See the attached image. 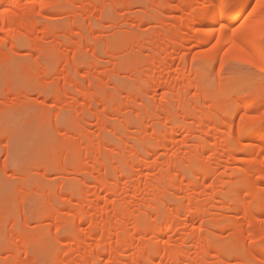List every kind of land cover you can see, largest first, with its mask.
<instances>
[{"label": "rangeland", "instance_id": "rangeland-1", "mask_svg": "<svg viewBox=\"0 0 264 264\" xmlns=\"http://www.w3.org/2000/svg\"><path fill=\"white\" fill-rule=\"evenodd\" d=\"M131 1L133 2L134 8L132 7L130 11H126V10L121 11V12L118 11V13L117 12L115 13L114 9H112L113 8V2H111L112 3L111 7L108 4L107 8H109V9L103 10L102 7L96 6L95 8L98 7V11H97V9L94 10V8H92L95 6V3L97 2L96 0H92V1L88 0L85 2V4L80 3V2L75 3L73 6V11L68 16L67 19H62V20L59 19L57 21L53 20L55 23L52 21L54 24L58 25L57 27L60 26L58 38L56 37L55 39L54 38L47 39L46 37H44V34L42 33V36L37 41H33V43L39 45L38 49L34 50V51L29 46H26V47H29V48H26L24 46L25 44L23 42H22L23 45H22V43H20V44L16 43L17 44L16 46L21 47L22 50L21 49L19 50L18 47L17 48L15 47L13 49V47L15 46V44L13 43V40L11 41V38L7 39L5 34H2V33L0 34V52L2 53V54H0L1 55L0 57H2V56L4 57V58L2 57V60L4 59L3 61L0 58V64H1V62L4 63L6 61L5 62L6 64L4 63V65H3L4 69H2L3 68L2 64L0 65V68H1L0 69L1 70L0 71V116H1L0 117V122H1L0 127L2 128V129H0V131H1L0 132V238H1L0 239V264H6V263H8V264H27L28 263L26 260L27 256L34 258L35 262L38 264H53L52 259L55 256L56 252H57V254L59 252L62 253V251L64 249L63 247L61 248L59 246L61 251L58 252L57 249H58L59 244L57 245V243L54 240L55 239L54 237L57 236L56 233L59 234L58 236L61 235L64 237L67 235V233L69 234V231L71 233V232H73V230H75L74 232L77 233L79 230H84L85 228L88 227L89 222L88 221L86 222V220L83 222L81 220V223L80 222L77 224L75 223V222H77L76 220L78 218L80 219L82 217V216L78 217L77 214L75 217L74 216H72L71 218L68 217L70 219V221L68 222L69 219L67 218V216H69V215L66 216V214H67V212L65 210L66 206L61 208L62 210L60 209V207L63 205H66L68 201L62 199V205L59 204V200H61V198L59 196L61 194L65 193V190H61V189H63V186H64L63 184L66 183L65 182L66 179L73 181V182L78 184L80 182L79 180L82 179L84 176L81 175V177H80V176H77L75 174L73 175L71 173V171L68 170L70 168L66 169L68 171V172L66 171L67 175H66V173H64V171L62 172L63 174L58 175V173H61L60 172L61 170L57 169L58 166L59 165L61 166L66 159L71 161L72 159L75 158V155L77 153H79V151H81V149H80L81 147L78 145H76V147L71 148V149L69 147L71 145H75L76 143L78 144V142H79L78 137L82 136V134L84 133V130H87L89 135L92 137H95V138L101 137V139L104 140L106 137H108L109 139L108 140L106 139L104 142L105 144L107 143L108 147L101 140L103 143V146L105 145V147H107V149H108L107 152H105V153H106V155L113 156V158H115V160L117 159V161L121 157L124 160L126 159V162L130 163L131 155L143 156L144 159L151 162V170L150 171L147 170V172H148L147 176H149V175L157 176L158 174H160L161 171H163V168H165L164 164H162V163H164L168 159L178 158L181 161L186 162L185 157H186L187 153H189V151L191 150V148H192L191 146L197 145L198 143L202 142L200 139L202 138L203 133L209 132V134H211V135L216 133L213 130L214 127L212 126L213 127L212 128L210 126L211 124L207 120V116L209 114L214 115L216 117L215 118L216 121L218 118H219L218 120H221V121H223V120L229 121V119H230L229 116L234 114V112L237 110L238 106L240 104H243L245 101L249 100V98H250L249 96L252 93V91L255 92L256 94H258L257 92L264 89L263 88L264 87V73H261L259 70L261 65L262 64L264 65L263 62H262V64H261V62H257L255 64H254V62L253 63L251 62L252 64H250V63H248V58L246 56H241L238 58V56H236V55H235L236 57H232V56L229 57L228 55L226 56L224 54L221 56L222 57L221 59L220 58H218L216 60L211 59V60H207V62H205L206 59L202 60L204 58V57H202V53L204 50L206 51V50L210 49L211 46L204 47L202 49V48L198 47L197 42L193 40V41H188L186 43L181 44L183 47H185L183 49V53H185L186 59L182 60V61L181 60L179 61L178 59L175 60L174 62L171 61L172 63L170 62L171 65L168 67L169 69L164 68V67L161 68V70L157 73L158 76L157 75L156 76L158 77V79L161 78L160 82L162 85L161 86L158 85V87L155 88V91H153L154 94H152L151 97H147V102L146 101L141 102L139 100L138 103L135 104L134 102H132L130 100V96L133 97V95H134L135 97L136 96H138V97L141 96L142 98L145 97L144 92H146V91L148 92L150 89V86H152V81H154V77H153L154 72L153 71H154L155 65L158 64V62L155 63L156 61L154 58L147 57V60H146L147 64L145 61V63L138 65L139 63L137 61L139 59H144V55L146 53H147V55L149 54L148 50L150 47V42H148V41H150L152 39L153 35L159 34L163 29L170 28V26L172 27V25L179 24L181 21H183V19H182V16H180L181 12L177 11L178 6H180L179 4H181V2H182L181 0H168V3L172 7L171 8L172 12L168 13L169 15L161 12L159 7H156L157 3H158L157 4V6H158L159 2L161 4V3L165 2L166 0H157V1L154 0L153 2L151 0H131ZM150 2H152V3H150ZM108 3H110V2H108ZM87 4H89V5L87 6ZM84 5L87 8H85ZM99 8H100V10H99ZM159 10H160V12H159ZM190 10H192V9H190ZM99 11H100V14H99ZM101 13H103V14H101ZM161 13H162V15H161ZM74 15H75V17H74ZM189 15H190V13H189ZM189 15L187 16L188 18H190ZM93 16H95V17H93ZM97 16H99V19L101 18L100 16H102L104 18L107 17V20H108L107 22H104L103 25L101 26V28L103 27L102 28L103 31L101 30V28L97 29V30H101V32L103 33L101 38L98 37L97 33H95L97 30H96L95 25L93 23L95 21H96L95 24L97 23V20H98ZM108 16H109V19H108ZM162 16H163V18H164V16H166L164 18L166 25H162L160 23L157 24V22H156L160 19L159 17H162ZM185 18H186V16H185ZM72 19H74L73 21L76 23V24L74 23L76 26L74 29H72V31H71V29L69 31L67 29V27H65V26H69V24L72 22L71 21ZM138 19L143 20L144 23H146V25L143 27L142 32H140V34L142 35V38L140 40H141V45L147 47V49L144 48L143 54H139L137 52L135 54V52H134L135 55L134 54L130 55L131 52L129 50L131 47H132L131 48V50H132L133 46H131V45H134L133 41L131 42L132 35H130V34L132 32H135V30H136L135 27L137 26L136 20H138ZM37 20L39 22L44 21L41 17L37 18ZM48 21H50V20H48ZM44 22H47V21H44ZM52 22H48V23L52 24ZM115 25H116V27L119 26V28L117 29L115 27ZM120 26H122V27H120ZM40 27H43V26H40ZM89 28L94 29L95 34L90 32ZM115 30H119L120 33L118 35H114L113 33L115 32ZM63 31H65V32H63ZM185 31L188 34H186L187 36L183 35L182 36L183 39H185L186 37L188 38L190 36H193L194 32L191 31V29H188ZM69 32H71V33H69ZM80 33H81V35H79ZM73 34H75V36ZM82 36H83V38H82ZM68 37H71V38L69 39ZM25 38H26V36H25ZM99 39H102V40H99ZM86 40H88V41H86ZM94 40H96V41H94ZM97 40L101 41L102 45H100L99 44L100 42H97ZM109 41L113 42L114 44L110 43ZM9 42H11L12 44ZM87 42H89V44ZM105 43H108L110 45L109 50H106ZM171 43L167 42L166 45L163 46L162 50L160 51L159 55L157 56V58H159L158 60H161V59L167 57L169 53L171 54V51H172L171 49H173V47H174V45ZM259 43L262 44L261 38L259 39ZM49 45H51V48L52 47L54 48V46L57 47V45H58L59 49H62V48H65L63 50L69 49V52L66 51L65 54L63 55L62 59L58 58L56 60V58L58 57L57 53L55 52L56 54L55 53L51 54V53H48L46 50V49L50 48ZM62 45L63 46L65 45V46L63 47ZM73 45H75V47L78 48L77 51H75V52L73 50L72 51L70 50V47H72ZM114 45H116L115 48H114ZM60 47H62V48H60ZM54 51H56V50H54ZM106 51L108 52V54H106L107 53ZM10 52H13V53H10ZM43 52L47 56H45L43 54ZM128 52H129V56H126V58H125V55ZM3 53H5V55ZM47 53L51 54V55H48ZM111 54H112V56H111ZM54 55H56L57 57ZM114 55H115V57H114ZM160 55H161V57H160ZM75 57H77V58H75ZM118 57L120 58V60L118 59ZM8 58H9V60H8ZM47 58H49V59H47ZM157 58H156V60H157ZM68 60H69V62H68ZM95 60L98 61V63L100 64V69L98 72H100L103 75V76L101 75V77L104 81L102 86L104 87V91L106 93L104 98L101 97L100 98L101 101L99 100L95 104L89 103V102H84L82 104L76 105L75 100L78 98L79 95L77 93L71 91L70 88H68L67 92L69 93V95L71 97L70 102L66 105H63V107H62V105H59V100H61L60 99L61 96L58 97V95L60 93L57 94V96L56 95L54 96L52 94L55 93L54 90L56 91L58 89V91H59V88H61L65 84L68 76L71 75L72 76L71 79L76 80V82L78 81V83H80L84 88H88L90 85V82L93 83L94 78L97 77V75L99 74L97 71L94 72V70H91L92 74H91V72L88 73L87 69L83 68V70H81L79 72V74L76 75V72H74L75 69H73V71H72L71 69L73 67L71 68L69 66H72V64H74V63L79 64L80 62H81V64H82V62L83 63L85 62L88 64L94 63L93 61H95ZM214 60L218 61V62H215ZM48 61H49V63H48ZM54 61H56V62H54ZM51 62L53 65L51 64ZM127 62L129 64L128 66H130V67H132L134 64H135L134 65L135 68H136V66L139 67L136 70V71L139 70L138 72L140 73V74L137 73L139 75V77H138L139 80L144 79L145 76L147 75L146 82L144 81V82L140 83L141 80L140 81L135 80V79L131 80L129 72L126 71V69H124V68H123V72H120V74L117 78H116V76L115 77L113 76V73L110 71V70L113 71L115 69V67H113V66L120 64V63L122 65L127 66V64H125ZM209 62H211V63H209ZM47 63H48V65H47ZM45 64H46V66H44ZM75 64L73 65L74 67H75ZM50 65H52V67H50ZM122 65H121V67H123ZM221 65H223V67H221ZM42 66H44V67H42ZM128 66H127V68H129ZM194 67H197L196 71L201 76L202 82L204 81V83L206 85V88H204V89H206V90H204V93L208 97H210V99L205 101V100H203L202 97L196 98L197 95L201 94V92L203 93V90H201V91L199 89L196 90L195 89L196 87L194 86V84H190L189 88L188 87L185 88L186 86L183 87V88L187 89V91H181V92H183L182 94H185L184 92H187L188 94H185V95H187L186 100L191 104H195L193 107L198 105L197 107L201 108L199 110L203 111V113H205L206 115L204 117L201 116L202 118H199L201 124H199V122H198L199 120L197 117H193V118H190L189 120H187L188 124L192 123L194 128L195 127L197 128L200 125V127L197 128L198 129L197 131L194 129L195 131H191L192 132V133L190 132L191 134L190 133L188 134L185 132V134L180 137L179 142L173 143V145H171L168 149H160V148H158L159 144L163 143L165 140H171V139L178 136L177 131H173L172 127H174V125H176L177 117H179V115L181 114L180 113L181 112V110H180L181 105H179V102L177 100L179 98H177V96L174 97L175 94H172V93H174V91H176L177 88L174 89L173 86H170V87L164 86L163 82H165L166 80H168L170 78V74H173L174 76L178 75L179 77H181V76H185L186 78L188 77L187 79H189V80H191V82H193L195 79V74L193 72H191V70ZM176 69H178V70H176ZM68 70H69V72H68ZM163 70H165V71H163ZM106 71H107V73H105ZM10 72H11V74H10ZM174 72H176V73H174ZM42 73H43V75H41ZM33 74L35 75V77ZM6 75H8V77L9 76L10 77L7 78ZM29 75H30V77H29ZM44 75L45 76L47 75L46 76L47 78L45 77V79H43ZM12 76L14 78L13 80L15 83L14 85H12V87H13V89L15 88V91L14 90L12 91V87H11V83L13 84V81H10L12 79ZM110 77H112L111 80H110ZM140 77H142V78H140ZM5 79H8V80H6L7 82L5 81ZM37 79H38V81H37ZM18 80L20 81L19 83H18ZM219 81H220V83L222 82V84H220ZM204 83H203V86H204ZM32 84H33V86H32ZM38 84H39V86H38ZM44 85H46V86H44ZM142 85H144V86H142ZM105 86H107V87H105ZM27 87H29V88H27ZM33 87H34V89L36 87L39 90L40 89H42V90H40V92H38L39 90L35 89V90H37V92H36L33 90ZM39 87H42V88H39ZM168 87L170 89H168ZM9 88L11 89V93L9 91L10 90ZM21 88L24 91H22ZM128 88H129V90H128ZM7 89H8V91H7ZM28 89H30V90H28ZM188 90H189V92H188ZM31 91H34V92L32 93ZM44 91H45V93H44ZM51 91H53V93H51ZM170 92L172 95L170 94L171 99H169L170 100L169 104L166 103L167 112L166 113L165 112L160 113L159 111H157V109L160 108V107L158 108V106L162 105V104L165 105V102L164 103H160V102H163V100H162L163 96H166L167 93H170ZM21 93L23 94V97H22ZM49 96L52 99H50ZM109 96H111V97L113 96V99H115L114 102L110 103L111 105L109 103L106 104L107 103L106 98ZM128 98H129V101H128ZM102 99H103V101H102ZM116 101L119 103V106H121V108H122L121 113H120L121 115H117L116 113H113L115 111V107L118 105ZM225 101H227V102L230 101V102H228L229 103L228 105H230L229 108H226V109L222 108ZM103 102L105 103V105L107 107L103 104ZM203 102H205V104H203ZM109 105H110V107H108ZM199 105H202L204 107H201ZM30 106H31V108H33L32 110H31ZM156 106H157V108H156ZM218 106H221V107H218ZM74 107H77L76 113L73 111ZM60 108H63V111H61ZM154 108H155V110H154ZM220 109H222L224 113ZM4 110H5V112H3ZM12 110H13V113L11 112ZM109 110H111V112ZM73 112H74V114H73ZM154 112L158 115L160 114V117L161 116L162 117L161 118L155 117V115H154V118H156L157 120L154 118H152V119L149 118V117H152L153 114H155ZM263 112H264V107H263V109H261L259 111L258 114L261 115V113H263ZM4 113H6V116L8 113L9 114L6 117L4 115ZM96 113H97V115H96ZM123 113H125V114L123 115ZM140 114H141V116H140ZM194 114H196V112H194ZM88 115L90 117H88ZM77 116L80 118H83L85 121L84 122L85 124L82 122L84 124L83 129L85 128L83 130V133L78 132V131L82 132V129H80V130L78 129V131H76L77 127H75L76 125L73 123L74 122L73 119L76 118ZM97 117L98 118L99 117L104 118V121L106 123L105 126L107 127V128L106 127L105 128L107 129V131L105 130V128H103L104 131L102 130V132H101V130H100L101 126L98 125ZM118 118H119V120H118ZM174 118H176V119H174ZM65 120L68 123L65 122ZM115 122H116V124H115ZM156 122H158V123H156ZM229 122H232V125H233L232 131H231V135L233 137L232 141H233V139H236L235 137H236L237 131L239 129V128H237V126H239L238 120L237 119H235V120L230 119ZM72 123H73V125H72ZM154 123H155V125H153ZM64 124L67 126H65ZM138 124H140V125H138ZM144 124H147V125H144ZM115 125L116 126L118 125L119 128H121V127L122 128L119 129ZM135 125H137V126H135ZM123 127H125V128H123ZM144 127L145 128L148 127V129L147 128L145 129ZM226 129L227 128L225 126H222V128L220 130L225 131ZM22 130H23V133L21 132ZM156 130H157V132H158V130H160L161 132L166 131L167 133L166 134L163 133L162 135L156 136V132H155ZM261 130H263V129L257 130L253 135H250L251 137L250 136L248 137V140H249L248 145L250 144L249 146H251L253 148H254V146H264V141H259L256 139V137L261 134ZM73 131H76V133H74ZM141 131H144V132L146 131L145 132L146 134L144 132L141 133ZM2 132H3V134H2ZM121 132H123L124 135ZM151 132H152V134H151ZM210 132H212V133H210ZM107 133H109V134H107ZM75 134H77V135H75ZM2 135H4V136H2ZM110 135H111V137H110ZM146 135H147V137H146ZM215 135H214V137L211 136V137H207L205 139V142L208 143L206 145L211 146L213 148V150L216 149L217 151H221L220 149H222L225 145V138H226L227 134L225 135V134H222L219 132L216 135L217 137ZM76 136H77V139L73 138ZM104 136H105V138H104ZM112 137L115 138V140ZM145 137L148 138V141L149 140L150 141L148 142ZM71 138H73V139H71ZM141 138L143 140H141ZM144 138H145L146 142H148L149 146L151 144L154 147H155V144L157 146L154 149H151L150 151H148L147 155H145L143 153V151H141L143 149L142 148L143 143H145ZM222 138H224V139H222ZM119 139L120 140L122 139V141L124 140L123 142H125V144H126V148L125 147L124 148L127 149V152H126V150L125 151L120 150V149L115 150L114 146L116 145V142H117V144L120 142ZM66 140L67 141L70 140L68 142V144H66ZM73 141H75V143ZM96 141L98 142V138ZM69 143H71V144H69ZM139 143H141V144H139ZM232 143L235 144L236 141L232 142ZM232 143H230V147L233 150H236L235 152H237V147H239V146H236L237 145V143H236V145L233 147ZM11 145L13 147H10ZM113 148H114V150H113ZM69 149L72 150V152L69 151ZM118 150H120V151H118ZM235 152L232 153V157H230V158H232L231 159V162H232L231 166L232 167L229 166L230 164L225 162L228 160H224V162L222 163L223 166L230 167V168H227L225 170L221 169V171H224V174H222V172H221L220 174L216 175L215 172H210V173H208V177L205 180H203L202 179L203 176H200V175H197V177L193 180L194 191H192V192H194V193H192V192L191 193L192 194L196 193L195 194L196 196L195 195H193V196L197 197V195H199L198 197H200L201 201H207L210 198L209 195L212 193H215V195H216L215 196V198H216L215 205L216 206L219 205V206H217V208H219V210H221L224 208V206H227V207L229 206L225 203V200L222 199L223 198L222 197L223 192H226V193H228L227 194L228 199L226 202L227 203L230 202L228 204H231V207L233 208V210H231L229 213H224L226 215V217L220 211L221 215H219V218H221V217L222 218L219 219L217 221V223L213 222L209 219L208 211H206L207 213L205 212L204 216L195 218L196 219L195 220V226L196 227L197 226L200 227V225L204 223V227L206 228L205 236H207V238H210L211 236L214 235V233H216V234H219L221 236V239H222L221 241L223 242V244L224 245L226 244L225 248L223 247V249L221 247V244H219V245L217 244L218 242L215 243L214 245H206V247H204V251L207 252V249H209L208 251H211V254L208 255L209 257L206 255H205V257L203 255L198 256L201 259V260H199V264H205L206 262H208V264H217V262H219L218 264H221V263L222 264H243V263H241L242 258L247 257L245 250L243 248V245L240 242L241 241L239 239L240 236L238 235L237 230H236L237 229L236 227L239 223V221L236 220L238 215H239L238 214L239 212L237 210H238L241 202L244 199H247L246 194H247L248 189H249L248 181L249 180L251 181V179L256 178L255 177L256 171L254 172L253 170H252V172H253L252 174H254L253 178L252 177L250 179L247 178L246 170L248 169V163L250 162L251 159H253L252 156H254V159L262 160L261 158H264V151L260 155H256V154L255 155H252V154H249V155L243 154L242 155L241 153L235 154ZM132 153H134V154H132ZM62 154H64V155H62ZM117 154H118V156H117ZM66 155L67 156L69 155L70 158H68ZM123 155L125 156V158ZM8 156H9V160H8ZM167 157H168V159H167ZM91 158H92V155H91ZM91 158H89V159H91ZM230 158H229V160H230ZM56 159H58V162ZM233 159H234V161H233ZM163 160H164V162H163ZM6 161L10 162V163H6ZM91 162H92V159H91ZM53 163H55V165H53ZM7 165H8V167H7ZM139 169L142 170L143 168L139 167V168H137V171ZM118 171L119 170L117 169V175L119 176L120 171L119 172ZM69 172L71 174H68ZM229 173H230V175H229ZM261 174H263L262 176H264V166L261 167ZM115 175H116V173H115ZM88 176H91V175H88ZM91 177H89L88 180H90V179L91 180L93 179V180L89 181V183L90 182H92V183L96 182V180L94 178H91ZM61 178H63L64 181ZM180 179H181V177H180ZM224 181H225V183H224ZM232 182H233V184H232ZM67 183H68V181H67ZM67 183L65 184V187H64L65 189H66V186L69 184V183L68 184ZM184 183H186L185 180H184ZM77 184L74 185V183H73V185H74L73 188H75V189H72V190H76L78 188L77 186H80V183H79V185H77ZM67 187H69L67 189L71 188L69 185ZM120 187L122 188L123 185H121ZM148 189L149 188H147V196H146L147 198L145 200H141V201L139 200L140 203L142 202V204H147V207H149L151 205V203H150L151 201L149 202V200H150V198L152 199V197H150L151 194H148V193H150V190H148ZM223 189L225 191H223ZM55 191H56V194H55ZM214 191H216V192H214ZM58 197H59V199H58ZM119 197L120 198L124 197V194L121 193V195ZM178 198H180V197H178ZM50 199H51V201H50ZM53 199H54V201H53ZM82 199H84V198H82ZM82 199L79 200L80 202H77L78 201L77 198H76L77 201L76 200L73 201V203H75L77 205V206H75V210L80 211V209L82 208V205L85 201ZM224 199H226V198H224ZM55 200L58 201V204L60 206L58 204H57L58 206L56 205ZM176 200H177V202H173L170 205L171 209L175 208L176 206L181 205V199L178 200L176 198L174 201H176ZM52 201L55 204H53ZM64 201H66V202H64ZM222 202H224L225 204ZM60 203H61V201H60ZM52 204L55 207L54 209L50 208L53 206ZM70 204L71 203L68 202V204H67L68 207H70L71 205H74V204H71V205ZM148 204H149V206H148ZM252 204L254 205L256 203L255 202L253 203V201H252ZM180 207H182V206H180ZM57 208H58V211L63 212L61 214V217H62L61 219H63V217H64L63 220H65V217H66L67 223L65 221H64V223H66L65 228L67 227V232H66V229L63 228L64 225L60 226V222H58L59 220L57 222L50 221L51 220V218H50L51 213L50 212L52 210H55V209L57 210ZM25 209L27 211H25ZM29 211H30V213H29ZM147 212H148V214H150L152 216H154V214H155L153 210H152V213H154V214L151 213V210H148ZM80 215L81 214H79V216ZM227 215H228V218H227ZM47 218H49V219H47ZM226 218L230 221V223H232L231 224V231L229 233H227L228 231L225 232V230H223L224 227H221L224 225ZM70 222L72 223V225H75L77 228L75 226H72ZM55 223H56V225H55ZM61 224H62V221H61ZM263 224H264V213H261V212L257 213L256 219H250L249 220V226H250V229L252 230V232H251V230H250V232L251 233L254 232L253 233V235H254L253 239H255L254 241L260 240V238L262 236V234H261L262 232L260 233L259 230H254L251 227H253V226L261 227V226H264ZM69 226L70 227L72 226V227L70 228ZM216 227L218 228V231H216ZM62 229H64V230L62 231ZM77 229H78V231H77ZM178 229H176V231L170 233L172 235V236L170 235L172 240L176 239ZM23 231H25L26 233L28 232L27 238L29 240L26 238H24V239L21 238V236L25 233ZM1 235H2V237H1ZM29 235H30V237H29ZM18 236L21 239L18 238ZM146 239H147V242L156 241L151 233H147ZM218 240H220V239L218 238ZM23 241L25 244L23 243ZM22 244H24L25 246H22ZM193 245H195L194 242H192V243L189 242L187 244L188 248L186 247V249H187L186 251L189 250L188 252L192 253V250H193L192 247H194V249H195V246H193ZM218 246H220L221 248ZM16 247H18V248H16ZM19 247H22V248H20V250H19ZM251 247L255 248L254 250L251 249L252 251L255 252L254 253L255 255H253V257H249L246 264H264V241H262L258 245H254ZM25 249H26V251H25ZM218 249H220V250H218ZM256 249H257V251H256ZM221 250L223 252H220ZM193 252H194V250H193ZM61 253H59V255ZM192 255L193 254H191V258L194 257V255L193 256ZM216 255H218V256H216ZM21 260H24V261H21ZM221 260H223V261H221ZM186 261L189 262V264H190V261H188V260H185V262H183L181 264H187ZM223 262H226V263H223ZM103 264H105V263H103Z\"/></svg>", "mask_w": 264, "mask_h": 264}, {"label": "bare ground", "instance_id": "bare-ground-1", "mask_svg": "<svg viewBox=\"0 0 264 264\" xmlns=\"http://www.w3.org/2000/svg\"><path fill=\"white\" fill-rule=\"evenodd\" d=\"M86 1H88V0H0V11L4 12L3 16H0V34L1 33L5 34L7 39L11 38V41L13 40V43L15 44L13 49L15 47L16 48L18 47V46H16L17 44H20L23 42L25 44L24 45L25 47L29 46L33 49V51L37 50L39 45L33 43V41H37L42 36V33L44 34V37H46L47 39H49V38L55 39L56 37L58 38L60 26L57 27L58 25L54 24L55 22L53 20L57 21L59 19H61V20L67 19L68 16L72 13L73 6L75 3L80 2V3L85 4ZM89 1H92V0H89ZM96 1L97 2L95 3V6L94 7L91 6V7L94 8V10L97 9V11H98V7L95 8L96 6L102 7L103 10L109 9V8H107V6L109 4L111 7L112 6L111 2H113V8L112 9H114L115 13L116 12L118 13V11L121 12L124 10L130 11L131 8L134 6L133 2L131 0H110V1L109 0H96ZM151 1L153 2L154 0H151ZM181 1H182L181 4H179L180 6H178L179 10L177 9V11L181 12L180 16H182L183 21H181L177 25H172V27L170 26V28L163 29L157 35H153L152 39L150 41H148V42H150V47L148 50L149 54L147 55V53H146L144 55V59H139L137 61L139 63L138 65H140L142 63H145V61L147 60V57H150V58L155 59V61H156L155 63L158 62V64H157L158 66L155 65V68L153 71L154 72V76H153L154 81H152V86H150V89L148 92L143 91L145 93V97L142 98L140 96L141 97L140 98L138 96L135 97L134 95H133V97L130 96V100L132 102H134L135 104H137L139 100L141 102H145V101L147 102V97H151V95L154 94L153 91H155V88H157L158 85L159 86L162 85L160 82L161 78L158 79V77H157L158 76L157 73L161 70V68H163V67L168 68L171 65L170 64L171 61L174 62L177 59L179 61L180 60L182 61V60L186 59L185 53H183V49L185 47H183L181 44L186 43L188 41H193V40L196 41L198 44V47H200L202 49L204 47L211 46L210 49H208L206 51L204 50L202 53V57H204L202 60L206 59L205 62H207V60H211V59H215V60L218 58L221 59L222 58L221 56L224 54L226 56L228 55L229 57L238 56V58L241 56H246L248 58V63H250V64H252L253 62H254V64L257 62H261V64H262V62L264 63V60H263L264 59V54H263L264 50L261 48V46H260L261 44L259 43V39L261 38V35L264 33V0H248V3L243 8L239 9L238 11H235L234 13L229 12V9H228L227 4H226V0H181ZM108 2H110L111 4ZM152 2H150V3H152ZM157 4H156V7H159L161 12H163L165 14L172 12V10H171L172 7L168 3V0H166L165 2H163L161 4L159 2L158 6H157ZM88 5L89 4H87V6ZM84 7H85V5H84ZM85 8H87V7H85ZM190 9H192V10H190ZM99 10H100V8H99ZM160 10H159V12H160ZM189 13H190V15H189ZM99 14H100V11H99ZM101 14H103V13H101ZM161 15H162V13H161ZM188 15L190 18L187 17ZM185 16H186V18H185ZM39 17H41L44 21H47V22H44V21H43L44 23L39 22L37 20V18H39ZM74 17H75V15H74ZM93 17H95V16H93ZM97 17H98L97 23L95 24L96 21L93 22L96 30L100 29L104 22L108 21L106 16H105L106 18L100 16L101 17L100 19H99V16H97ZM165 17L166 16H164V18ZM159 18L160 19L159 20L157 19L158 21H156L157 24L160 23L162 25H166V22H165L163 16L159 17ZM108 19H109V16H108ZM48 20H50V21H48ZM73 20L74 19L71 20L72 22L69 24V26H65V27H67V29L69 31H70V29L72 31V29H74L76 26L75 25L76 23ZM142 21L143 20H140V19L136 20V24H137V26L135 27L136 30H135V32H132L130 34V35H132L131 42L133 41V44H134V45L130 44L131 46H133V49L131 50V48H132L131 47L129 50L131 52L130 55L134 54V52H135V54H136V52L139 54H143L144 48L147 49V47L141 45V40H140L142 38V35L140 34V32H142L143 27L146 25V23H144V21L143 22ZM222 21H227V23L224 24L223 30L221 31L219 25H220V22H222ZM48 22H52V24L48 23ZM116 25H115V27H116ZM40 26H43V27H40ZM120 27H122V26H120ZM102 28H101V30H102ZM116 28L118 29L119 26H117ZM188 29H191V31L194 32L193 36H190L188 38L186 37L185 39H183L182 36L188 34L185 31ZM101 30H97L95 32V33H97L98 37H100V38L103 35ZM119 30H115V32L113 31L114 32L113 34L118 35L120 33ZM65 31H63V32H65ZM89 31L92 32L93 34H95L94 29L89 28ZM69 33H71V32H69ZM73 35L75 36V34H73ZM79 35H81V33ZM25 36L27 39L25 38ZM83 36H82V38H83ZM68 38L70 39L71 37H68ZM99 40H102V39H99ZM99 40H97V42H100L99 44L102 45L101 41H99ZM86 41H88V40H86ZM94 41H96V40H94ZM89 42H87V43L89 44ZM109 42L114 44L111 41H109ZM167 42H170V43L172 42L171 44L174 45L173 49H171L172 50L171 54L169 53L167 57H165L161 60H158L159 58H157V56L159 55L163 46H165ZM9 43H11V42H9ZM23 43H22V45H23ZM105 45H106V47H105L106 50H109L110 45L108 43H105ZM49 46H50V48H48L46 50L48 53H51V54L52 53L54 54L56 52L57 56H58L57 57L56 55H54L57 57L56 60L58 58L62 59L63 55L65 54L66 51L69 52V49L63 50L65 48H62V47H60L62 49H59L58 45H57V47L54 46V48L53 47L51 48V45H49ZM115 46L116 45H114V48H115ZM29 47H26V48H29ZM18 49L22 50L21 47H18ZM77 49L78 48L75 47V45L70 47V50L71 51L73 50L74 52L77 51ZM54 50H56V51H54ZM13 52H10V53H13ZM0 54H2V53L0 52ZM3 54L5 55V53H3ZM43 54H44V52H43ZM51 54H48V55H51ZM106 54H108V52ZM112 54H111V56H112ZM45 56H47V55H45ZM126 56H129V52L126 53L125 58H126ZM2 57H0L1 60H2ZM114 57H115V55H114ZM160 57H161V55H160ZM75 58H77V57H75ZM156 58L158 61L156 60ZM47 59H49V58H47ZM118 59L120 60L119 57H118ZM8 60H9V58H8ZM49 61H48V63H49ZM95 61H93L94 63H89V64L85 63V62L84 63L82 62V64H81V62L79 61L80 62L79 64L74 63L75 67L73 66L74 64H72V66H69V65L68 66L71 68L73 67L72 69L70 68L72 71H73V69H75L74 72H76V75H78L79 72L81 70H83V68L87 69L88 73L91 72V70H94V72L95 71L98 72L100 69V64L98 63V61H96V62ZM54 62H56V61H54ZM68 62H69V60H68ZM215 62H218V61H215ZM4 63L1 62L2 67H3L2 69H4V66H3ZM48 63H47V65H48ZM209 63H211V62H209ZM51 64H52V62H51ZM125 64H127V66L129 65L128 62ZM146 64H147V61H146ZM52 65H50V67H52ZM121 65H122L121 63L114 65L113 67H115V69L113 71L110 70L113 73L114 77L116 76V78H117L119 76L120 72H123V68H124V69H126V71L129 72L131 80L132 79L133 80L135 79L138 81L141 80V79L139 80V78H138L139 77L138 74H140L138 72L139 70L136 71L137 68H139V67L136 66V68H135L134 67L135 64L132 67L128 66L129 68H127V66H125V65H122L123 67H121ZM44 66H46V64ZM44 66H42V67H44ZM261 66H264V65L262 64ZM176 70H178V69H176ZM196 70H197V67H194L191 70V72H193L195 74V79L193 82H191V80L187 79L188 77L187 78L185 76L179 77L178 75H177L178 76L177 77V76H174L173 74H170V78L168 80H166L165 82H163L164 86H169V87L173 86L174 89L177 88L176 91H174V93H172V94H175L174 97L177 96V98H179L177 100L179 102V105H181V108L179 107L181 110V112H180L181 114L179 115V117H177L176 125H174V127H172L173 129L171 128L173 131H177L178 136L171 139V140H165L163 143L159 144L158 148H160V149H168L171 145H173V143L179 142L180 137L183 136L185 134V132L189 134L191 131H195V130L197 131L198 130L197 128L200 127L199 124H201L199 118H202L206 115L205 113H203V111L199 110L201 108L197 107L198 105L193 107L195 104H191L186 100L187 95H185V94H188L187 92H184L185 94H182L183 92H181V91H187V89H185V88H187V87L189 88L190 84H194V86L196 87L195 88L196 90H198V89L200 91L203 90V93L202 92H201V94L198 93L199 95H197L196 98L202 97L203 100H205V101L210 99V97H208L204 93V90H206V89H204V88H206V85H205L204 81L202 82V80H201L202 78ZM163 71H165V70H163ZM68 72H69V70H68ZM98 73L99 74L97 75V77L94 78V82L93 83L90 82V85L88 88H84L80 83H78V81L76 82V80L71 79L72 76L70 75L66 79L65 84L61 88H59L60 92L57 89L56 91L54 90L55 93H53V91H51V93H53L52 95H54V96L55 95L57 96V94L60 93L58 95V97L61 96L60 97L61 100H59V105H62V107H63V105H66L70 102L71 97H70L69 93L67 92L68 88H70L71 91H73L79 95L78 98L75 100L76 105L82 104L84 102H89V103L95 104L97 101L100 100L101 97L104 98V96L106 94L104 91V87L102 86V84L104 83V81L101 77L102 74L100 72H98ZM105 73H107V71ZM174 73H176V72H174ZM10 74H11V72H10ZM91 74H92V72H91ZM8 75H6L7 78L10 77V76L8 77ZM41 75H43V73ZM13 76H12V79L10 80V81H13V84L11 83V87H12V85L15 84L14 80H13L14 79ZM46 76L44 75L43 79H45ZM29 77H30V75H29ZM34 77H35V75H34ZM112 77H110V80ZM140 78H142V77H140ZM146 78H147V75L145 76L144 79H142L143 81L142 80L140 81V83H142L144 81L146 82V80H147ZM6 80H8V79H5V81ZM37 81H38V79H37ZM19 82L20 81L18 80V83ZM203 83H204V86H203ZM219 83H220V81H219ZM220 84H222V82ZM32 86H33V84H32ZM38 86H39V84H38ZM44 86H46V85H44ZM142 86H144V85H142ZM29 87H27V88H29ZM105 87H107V86H105ZM169 87H168V89H170ZM183 87H185V88H183ZM39 88H42V87H39ZM35 89L39 90L36 87H35ZM35 89L33 87V90L37 92V90H35ZM13 90L15 91V88L13 89V87H12V91ZM21 90L24 91L22 88H21ZM28 90H30V89H28ZM40 90H42V89H40ZM40 90L38 92H40ZM128 90H129V88H128ZM7 91H8V89H7ZM9 91L11 93V89ZM34 91H31V92L33 93ZM188 92H189V90H188ZM44 93H45V91H44ZM257 93L258 94H256L255 92L252 91V93L249 96L250 97L249 100L245 101L243 104H240L238 106L237 110L234 112V114L229 116V118L232 120H235V119L238 120L239 126H237V128H239V129H238L236 137H235L236 139H233V141H232L233 137L231 135V131H232L233 125H232V122H229L230 119H229V121L223 120L224 121L223 122L221 120H218L219 119L218 118L217 119L218 122H217L215 120L216 117L214 115L209 114L207 116V120L211 124L210 126L214 127V128L213 127L212 128L216 133H214L213 135L209 134V132L203 133V136L200 139L202 142L198 143L197 145L191 146L192 148L189 151V153H187L186 157L184 156L186 162L185 161L183 162L178 158L168 159V157H167L168 160H166L164 162V160H165L164 159L163 160L164 163H162V164H164L165 168H163V171L160 170L161 172L157 176H155V175L147 176V173H148L147 170H149V171L151 170V162L144 159L143 156L131 155V157H130L131 161H130V163H128V162H126V159L124 160L121 157L117 161V159L115 160V158H113V156L106 155L105 152H107L108 146H107V143L105 144L104 142L106 139L108 140L109 138L108 137L105 138V136H104L105 139L103 140V139H101V137H97L98 138V142H97L96 141L97 138L90 136L88 131L84 130L85 128L83 129V125L85 124L84 119L80 118L78 116L76 118H74L73 123L76 125L75 127H77L76 128L77 130L76 129L75 130L78 131V129L79 130L82 129V132H80V131H78V132L83 133V130H84V133L82 134V136L78 137V139H79L78 144L76 143L75 145H71L69 148L71 149V148L76 147V145H78L81 147V148L79 147L81 149V151H79V153H77L75 155V158L72 159L71 161L66 159L61 166L59 165L60 167L58 166L57 169L61 170L60 171L61 173H58V175L63 174L62 173L63 171L67 175L68 171L66 169L70 168L68 170L71 171V173L73 175L75 174V175L80 176V177L82 175L84 177L80 180L78 179L80 181L79 182L80 186H77L78 188L76 187L77 188L76 190H72V189H75V188H73V186L76 185L77 183L66 179L65 182L67 183V181H68L69 184L68 183L67 184L71 187L70 189H67V188H69V187H67L68 186L67 185L66 186L67 190L64 188L66 183L65 184L62 183L64 186H63V189H61V190H65V193H63L61 195L59 194L60 196L58 195L61 198V200H59V204L62 205V199L68 201L71 204H74V205L70 204L71 206L69 205L70 207H68V205H67L68 202H67V204L61 206L60 209L66 206V208H65V210L67 212L66 216L69 215V216H67V218L68 217L71 218L72 216L75 217L77 214L78 217H81V216L82 217L80 219L78 218L79 220L78 219L76 220L77 221V222H75L76 224L79 222L81 223V220H82V222L86 220V222L87 221L89 222V225L84 230L78 231V229H77V231H78L77 233L74 232L75 230H73L74 233L73 232L70 233V231H69V234L67 233V235L64 237L60 235L62 238L60 236H58L59 235L58 233H56L57 236L55 235L56 237H54L55 238L54 240L57 243V245L59 244L57 250H58V252L61 251L60 247L61 248L63 247L64 249H63L62 253L59 252V253H61L60 255H59V253L57 254V252H56L55 256L52 259L53 260L52 263L53 264H103V263H105V264H181V263L185 262V260H188V261H190V264H199V260H201V259L198 256L203 255L205 257V255L208 256L211 254V251H208L209 249H207V252L204 251V247H206V245H214L215 243L218 242L217 244L218 245L221 244L222 249H223V247L225 248L226 244L224 245L223 242L221 241L222 240L221 236L219 234L214 233V235H213L214 237L211 236L212 238L211 237L207 238V236H205L206 228L204 227V223L201 224L200 227H198V226L196 227L195 226V220H196L195 218L204 216L205 212L208 211L209 219L211 221L217 223V221L222 218L221 216H220L221 218H219V215H221V212H222V214H224V213H229L231 210H233V208L231 207V204H228L230 202H228V203L226 202L228 199L227 198L228 193L223 192V196H222L223 198L222 199L225 200V203L229 206L228 207L224 206L223 209L219 210V208H217V206H219V205H217V206L215 205V203H216L215 193L210 194L209 195L210 198L207 201H201L200 197H198L199 195H197V197H195L196 193L192 194V193H194V192H192V191H194L193 180L197 177V175L203 176L202 179L205 180L208 177V173H210V172H215L216 175L220 174L221 172H222V174H224V171H221V169L225 170V169L230 168V167L223 166L222 163L224 162V160H228L225 162H227L228 164H230L229 166H231V164H232L231 159L232 158H230V157H232V153H234L236 151L230 147V143H232V142L236 141V143H237V145H236V143L235 144L232 143L233 147L235 145L239 146V147H237V152H235V154L241 153L242 155L243 154H245V155H247V154L248 155L249 154L260 155L264 151V146H254V148H253V147L249 146L250 144L248 145V143H249L248 137L250 135H253L259 129L264 130V120H263L264 119V112L261 113V115L258 114L259 111L261 109H263V107H264V89L260 90ZM170 94H171V92L167 93L166 96H163V99L161 98L163 100V102H160V103L165 102V105L162 104V105L158 106V108L159 107L160 108L157 109V111H159L160 113H162V112L166 113L167 112L166 103L169 104V102H170V100H169V99H171ZM21 95L23 97L22 93H21ZM50 99H52V98L50 97ZM114 100L115 99H113V96L112 97L109 96L106 98V102H107L106 104H108V103L110 104V103L114 102ZM102 101H103V99H102ZM128 101H129V98H128ZM230 101H228V102H230ZM228 102L225 101L222 108H224V109L229 108L230 105H228L229 104ZM103 104L105 105L104 102H103ZM117 104L118 105L115 107V111L113 113H116L117 115H121L120 113H121L122 108H121V106H119L118 102H117ZM203 104H205V102H203ZM110 105L108 107H110ZM199 106L204 107L202 105H199ZM218 107H221V106H218ZM30 108H31V106H30ZM156 108H157V106H156ZM32 109L33 108H31V110ZM60 110L63 111V108H60ZM111 110H109V111L111 112ZM154 110H155V108H154ZM220 110L223 112L222 109H220ZM73 111L76 113L77 107H74ZM3 112H5V110ZM11 112L13 113V110ZM74 112H73V114H74ZM194 112H196V114H194ZM8 114H7V116H8ZM124 114L125 113H123V115ZM4 115L6 116V113H4ZM89 115H88V117H90ZM96 115H97V113H96ZM154 115H155V117H160V114L158 115L155 113V114H153L152 117H149V118H151V119L154 118ZM140 116H141V114H140ZM193 117H197L199 120L198 121L199 124L196 122L199 125V126L197 125L198 126L197 128L196 127L194 128L192 123H191L192 125L188 124L187 120H189L190 118H193ZM154 119H156V118H154ZM174 119H176V118H174ZM118 120H119V118H118ZM97 121H98V125L101 126L100 130L102 132L103 128L106 127L105 126L106 123L104 121V118L103 117H99V118L97 117ZM241 121L244 122V126L247 128V131H244L243 133L241 132ZM65 122H67V121L65 120ZM73 123H72V125H73ZM156 123H158V122H156ZM115 124H116V122H115ZM138 125H140V124H138ZM144 125H147V124H144ZM153 125H155V123ZM65 126H67V125H65ZM135 126H137V125H135ZM222 126H225L227 129L225 131H221L220 129L222 128ZM116 127L119 128L118 125ZM148 127H146V128L148 129ZM106 128H105V130L107 131ZM121 128H119V129H121ZM123 128H125V127H123ZM0 129H2V128L0 127ZM263 130H261V134L256 137V139L259 141H264V131ZM76 131H73V132L76 133ZM3 132H2V134H3ZM21 132L23 133V130ZM142 132H144V131H141V133ZM155 132H156V136L162 135L163 133L164 134L167 133L166 131L161 132L160 130H158V132L156 130ZM219 132L222 134H225V135L227 134V136L225 138V145L223 148L221 147L222 148V149H220L221 151H217L216 149L213 150V148L209 145H206L208 143L205 142V139L207 137H211V136L214 137V135L215 134L217 135V133H219ZM121 133L124 135L123 132H121ZM210 133H212V132H210ZM107 134H109V133H107ZM151 134H152V132H151ZM75 135H77V134H75ZM147 135H146V137H147ZM2 136H4V135H2ZM110 137H111V135H110ZM73 138L77 139V136L73 137ZM73 138H71V139H73ZM145 138H144V140H145ZM113 139L115 140V138H113ZM222 139H224V138H222ZM101 140L103 141V143L107 147H105V145L103 146V143ZM141 140H143V139L141 138ZM146 140L148 141V138H146ZM146 140H145V143H143V147L141 146L143 148L141 151H143V153L145 155H147L148 151L157 147L156 144H155V147L152 146V144L149 146L148 142L150 140L148 142H146ZM69 141L66 140V144H68ZM119 141H118L119 142L118 144H117V142H116V145L114 144L115 150L120 149L123 151L126 150V152H127V149H125L126 144H125V142H123L124 140L122 141V139L121 140L119 139ZM73 142L75 143V141H73ZM69 144H71V143H69ZM139 144H141V143H139ZM10 147H13V146L11 145ZM70 149H69V151L72 152V150H70ZM113 150H114V148H113ZM120 150H118V151H120ZM132 154H134V153H132ZM62 155H64V154H62ZM91 155H92V158H91ZM117 156H118V154H117ZM67 157L70 158L69 155ZM252 157H253V159H251V160L249 159L250 162L248 163V169L246 170V175H247L248 179H250L251 177L253 178V175H254V174H252L253 173L252 170H253L254 172L256 171V173H255L256 178L251 179V181L250 180L248 181L249 189H248V192L246 194L247 199H244L241 202V204L237 210L239 212L238 213L239 215L236 219L237 221H239V223L236 227L237 228L236 230H237L238 235L240 236L239 237V239L241 240L240 242L243 245V248H244L246 256H247L245 258H242L241 263H243V264H246L249 257H253V255H255L254 254L255 252L252 251L255 248L254 247L252 248L251 246L258 245L262 241H264V226H261V227L253 226V227H251L254 230H259L260 233L262 232L261 233L262 236H261L259 241H254L255 240V239H253L254 238L253 237L254 232L251 233L252 230L250 229V226H249V220L250 219H256V215L258 212L264 213V176H262L263 174H261V167L264 166V158H261L262 160H259V159H254V156H252ZM89 158L92 159V162H91V159H89ZM124 158H125V156H124ZM229 158H230V160H229ZM8 160H9V156H8ZM56 160L58 162V159H56ZM233 161H234V159H233ZM6 163H10V162L6 161ZM53 165H55V163H53ZM7 167H8V165H7ZM139 167H142L143 169L142 170L139 169L140 171L139 170L137 171V168H139ZM117 169L120 171V172L118 171L119 176L117 175ZM71 173L69 172L68 174H71ZM115 173L117 176L115 175ZM88 175H91V176L93 175V176L91 177ZM229 175H230V173H229ZM89 177L94 178L96 180V182H93V183L90 182L89 183V181L93 180V179L88 180ZM180 177H181V179H180ZM61 179L63 180V178H61ZM184 180L186 181V183H184ZM73 183H74V185H73ZM79 183L77 185H79ZM224 183H225V181H224ZM232 184H233V182H232ZM121 185H123L122 188L120 187ZM147 188H149L148 190H150V193H148V194H151L150 197H152V199L150 198V200H149V202L151 201L150 202L151 205L149 206V204H148L149 207H147V204H142V202L140 203L141 200H145L147 198L146 197L147 196ZM223 191H225V190L223 189ZM214 192H216V191H214ZM121 193L124 194V197L120 198L119 196L121 195ZM55 194H56V191H55ZM193 195H195V196H193ZM59 197H58V199H59ZM178 197H180V198H178ZM76 198H77V200L79 198H80L79 200H81L82 198H84L82 200H85L80 211L75 210V206H77V205L75 203H73V201L76 200ZM176 198L178 200L181 199V205L176 206L175 208L171 209L170 205L173 202H177V200L174 201ZM224 198H226V199H224ZM54 199H53V201H54ZM79 200L77 202H80ZM50 201H51V199H50ZM55 201H56L55 203L57 205L58 201L57 200H55ZM60 201H61V203H60ZM66 201H64V202H66ZM252 201H253V203L255 202L256 204L253 205ZM55 203L53 202V204H55ZM222 203H224V202H222ZM180 206H182V207H180ZM52 207H50V208L51 209L55 208L54 205ZM26 209H25V211H27ZM148 210H151V213L153 210L155 214L154 213H152V214H154V216L148 214V212H147ZM29 213H30V211H29ZM50 213H51L50 214V218H51L50 221L57 222L59 220L58 222H60V226L64 225L63 228L66 229V232H67V227L65 228V224L67 223L66 217H65V220H63L64 217H63V219H61L62 218L61 214L63 212L58 211V208H57V210L56 209L52 210ZM79 214H81V215L79 216ZM225 217H226V215H225ZM227 218H228V215H227ZM227 218L225 219L223 226L220 225L221 223L219 225L221 227H224L223 230H225V232L228 231L227 233H229L231 231V224L232 223H230V221ZM47 219H49V218H47ZM60 220L62 221V224H61ZM64 221L66 223H64ZM69 221H70V219L68 220V222ZM55 225H56V223H55ZM71 225H72V223H71ZM72 226H75V225H72ZM64 229H62V231ZM176 229H178V233L176 235L177 237H176V239L172 240V238L170 237V235H171L170 233L176 231ZM250 230H251V232H250ZM216 231H218L217 227H216ZM23 232H25V231H23ZM147 233H151L156 241L147 242V239H146ZM27 236H28V232L27 233L25 232L21 236V238L22 239H24V238L28 239ZM1 237H2V235H1ZM29 237H30V235H29ZM18 238H20V237L18 236ZM218 238L220 240H218ZM24 241H23V243H24ZM189 242L195 243V245H193V246H195V249H194V247H192V249L194 250V252L192 250V253L188 252L189 250L186 251L187 250L186 247H187V244ZM24 244H22V246H25ZM218 247H220V246H218ZM16 248H18V247H16ZM20 248H22V247H19V250H20ZM218 250H220V249H218ZM25 251H26V249H25ZM256 251H257V249H256ZM220 252H223V251L221 250ZM191 254H193L194 257L191 258ZM216 256H218V255H216ZM26 260L28 262L27 264H38L35 262L34 258H32V257L27 256ZM21 261H24V260H21ZM221 261H223V260H221ZM186 263L189 264V262H187V261H186ZM218 263L219 262H217V264ZM223 263H226V262H223ZM6 264H8V263H6ZM205 264H208V262H206Z\"/></svg>", "mask_w": 264, "mask_h": 264}, {"label": "snow or ice", "instance_id": "snow-or-ice-1", "mask_svg": "<svg viewBox=\"0 0 264 264\" xmlns=\"http://www.w3.org/2000/svg\"><path fill=\"white\" fill-rule=\"evenodd\" d=\"M248 3V0H226L227 7L229 9V12L234 13L235 11H238L239 9L243 8ZM4 12L0 11V16H3ZM227 21L220 22V29L223 30L224 24H226ZM261 48L264 49V35L261 36ZM223 67V65H221ZM260 72L264 73V66L260 67ZM251 119V118H250ZM247 131V128L244 126V122L241 121V132Z\"/></svg>", "mask_w": 264, "mask_h": 264}]
</instances>
